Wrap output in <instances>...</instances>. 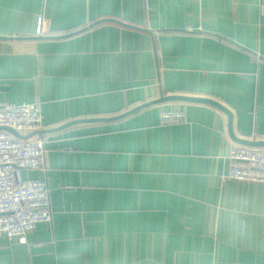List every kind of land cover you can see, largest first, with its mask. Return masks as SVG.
<instances>
[{"label": "crops", "instance_id": "1", "mask_svg": "<svg viewBox=\"0 0 264 264\" xmlns=\"http://www.w3.org/2000/svg\"><path fill=\"white\" fill-rule=\"evenodd\" d=\"M0 40L23 47L0 52V103L41 109L46 169L20 176L52 212L1 235L0 264H264V184L228 178L226 113L152 103L213 99L264 140V0H0Z\"/></svg>", "mask_w": 264, "mask_h": 264}, {"label": "built area", "instance_id": "2", "mask_svg": "<svg viewBox=\"0 0 264 264\" xmlns=\"http://www.w3.org/2000/svg\"><path fill=\"white\" fill-rule=\"evenodd\" d=\"M40 111L38 102L0 103V236L10 239L23 237L52 217L46 182L20 176L21 169H46L44 139L21 137L42 129ZM160 119L163 124L180 123L186 113L182 108L163 110ZM229 161V179L264 184V152L259 147L238 144Z\"/></svg>", "mask_w": 264, "mask_h": 264}, {"label": "water", "instance_id": "3", "mask_svg": "<svg viewBox=\"0 0 264 264\" xmlns=\"http://www.w3.org/2000/svg\"><path fill=\"white\" fill-rule=\"evenodd\" d=\"M22 44H15L11 43L7 40H0V52H7V51H20L22 50ZM170 100H185V101H193V102H202V103H208L211 105H214L215 107L222 110L224 113H226L228 117V132L231 137L236 143L241 145H247V146H253V147H259L264 148V140H252V139H242L238 138L234 135L233 127H232V113L224 107L222 104L218 103L217 101L205 97H188V96H161L159 99L153 101L152 103H159L164 101H170ZM18 135V134H17ZM33 134L21 136L23 138L31 137ZM20 136V135H18Z\"/></svg>", "mask_w": 264, "mask_h": 264}]
</instances>
